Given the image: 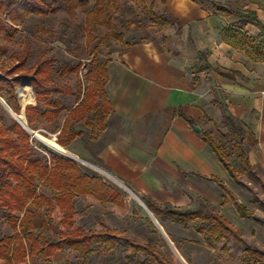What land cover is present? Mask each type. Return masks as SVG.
I'll list each match as a JSON object with an SVG mask.
<instances>
[{
  "label": "crops",
  "instance_id": "0c3cea01",
  "mask_svg": "<svg viewBox=\"0 0 264 264\" xmlns=\"http://www.w3.org/2000/svg\"><path fill=\"white\" fill-rule=\"evenodd\" d=\"M253 6L260 25L237 17V25L224 23V15L192 0H166L182 44L161 49L142 41L110 55L106 94L113 112L83 158L94 156L143 199L224 216L233 203L224 204L222 187L230 176L202 134L224 126L225 109L245 130L250 164L264 173V6ZM240 33L260 49L238 44ZM81 100L64 110L66 117Z\"/></svg>",
  "mask_w": 264,
  "mask_h": 264
},
{
  "label": "rangeland",
  "instance_id": "374dc122",
  "mask_svg": "<svg viewBox=\"0 0 264 264\" xmlns=\"http://www.w3.org/2000/svg\"><path fill=\"white\" fill-rule=\"evenodd\" d=\"M37 2L39 0H31ZM50 6L47 15H31L20 22L18 32L13 39H3L0 53L3 60L8 62L13 54L22 56L26 48L31 50L27 67H32L37 56L47 51L49 56L58 60L54 68V87H69V94H56L53 100L60 101L64 110H69L82 99V86H85V75L90 61L94 58L108 60L110 55L127 45L135 42L149 41L161 49H179L182 44L181 34L174 23L165 21L169 18L168 10L163 8L166 0H145L144 3L136 0H122L109 7L108 18L110 25L94 24L96 40L87 42L86 15L91 11L97 0H89L85 7L72 12L64 2L44 0ZM153 1V3H151ZM207 8L212 0H195ZM231 9H244L250 11L253 5L264 6V0H213ZM163 2V3H162ZM153 4V5H152ZM161 7V10H157ZM224 23L235 24L236 18L228 19L224 16ZM118 35H124L120 41ZM82 64L80 73L61 76L66 66ZM12 66V65H9ZM29 95V96H28ZM17 110L4 100L0 101V111L3 114V123L8 129L15 124L21 126L31 137L32 153L34 158L50 160L51 156L66 159L75 158L83 172L100 176L111 186L115 187L125 199L127 207L122 209L109 203L102 205L92 199L78 197L75 208L79 213L77 226L89 231H101L106 228L120 231L125 237L134 241L145 243L151 241L158 251L166 255L172 264H246L244 257L249 247L264 250V173L255 167L248 170L244 163L242 149L236 146L235 138L224 126H218L211 136L220 145L225 154L229 155V162L236 171V178H227L226 188L235 196L238 203L246 206L255 213V219H243L238 214L236 204L233 202L225 208L226 216L241 232L243 242L234 239H224L220 242L207 245L205 237L192 225L184 229L179 223L168 219L159 221L153 216L143 197L128 185H122L112 175H108L98 165L94 156L81 155L82 149L91 150L92 129L86 126L85 121L74 122L73 129L82 131L78 148L63 147L72 156L50 151L33 132L58 145V134L63 125L67 111L53 121L40 119L36 128L30 127L26 115V107L36 105L35 91L30 82H22L16 89ZM7 106V107H6ZM24 116L25 124L18 118ZM89 121L95 123L93 113L88 114ZM61 146V145H60ZM62 147V146H61ZM75 150V151H73ZM79 153V155L77 154ZM72 157V158H71ZM83 159V160H82ZM86 162V163H85ZM98 167V168H97ZM39 195L48 198L55 197V193L39 183ZM138 197V198H137ZM140 201H139V200ZM7 211L0 206V240L14 232L5 221ZM35 233L49 240H58L57 221H53L47 208L36 211ZM158 223V224H157ZM184 260V261H183ZM158 264L145 254L132 255L124 240H119L115 249H108L101 245H94L90 252L81 254L70 247L49 260L47 264ZM42 264V263H40Z\"/></svg>",
  "mask_w": 264,
  "mask_h": 264
},
{
  "label": "trees",
  "instance_id": "16d2710c",
  "mask_svg": "<svg viewBox=\"0 0 264 264\" xmlns=\"http://www.w3.org/2000/svg\"><path fill=\"white\" fill-rule=\"evenodd\" d=\"M119 1L122 0H97L93 9L87 13L86 32L89 44L96 40L93 25H110L109 7ZM136 1L145 2V0ZM55 2H64L74 12L80 7H85L89 0H55ZM209 3L212 11L216 14H222L228 18H240L243 20V24L249 22L256 25L261 24L254 11H246L242 8L234 10L213 0ZM49 10L50 6L44 0L37 2L0 0V48L3 39L14 38L22 20L31 15H47ZM166 18L165 21L169 23ZM235 36L239 40L238 44H249L256 51L260 49V45L254 44L255 40L246 35L240 33ZM117 37L120 41L124 40V35ZM136 43L139 42L134 44ZM30 56L31 50L26 48L22 56L13 54L6 62L3 60V54L0 53V97L16 111V89L22 82H30L35 91L37 103L26 107V115L30 127L35 129L40 119L53 122L64 111L63 104L53 100V96L69 94L72 89L53 86L54 68L58 63L55 57L49 56L47 51H43L37 56L35 64L32 67H27ZM108 64L109 59L103 61L94 58L90 61L85 75L86 85L81 87L83 99L66 117L58 134L57 141L62 147H69L76 138L84 136L82 131L73 129V122L85 121L86 126L92 129L93 140L97 139L99 131L106 129L107 118L113 112L106 94V85L109 80ZM81 68L82 64L74 67L66 66L62 70L61 76L78 75ZM89 113L94 114L95 123L87 119ZM3 119L2 111H0V206L7 211L5 221L14 235L6 236L0 240V264H47L65 247L85 254L90 252L94 245L115 249L119 240H124L132 255L145 254L158 264H172L151 241L137 242L125 237L120 231L109 228L86 232L78 227L76 222L79 213L75 208V200L78 197L92 199L102 205L111 203L122 209L127 207L125 199L115 187L100 176L83 172L74 160L57 156H51L50 160L34 158L30 135L18 124H15L11 130L8 129L4 125ZM188 121L194 124L192 120L188 119ZM223 124L235 138L236 146L242 149L246 168L254 169L255 167L250 164L247 151L244 149L245 130L242 124L228 114L226 109ZM202 136L229 176L236 178V171L229 162V155L224 153L223 148L210 134L203 133ZM39 183L52 190L55 197L48 198L39 195ZM222 187L228 196L224 200V204L233 201L241 218L255 219V213L238 203L224 184ZM144 201L159 221L163 222L168 219L179 223L184 229H189L192 225L205 237L207 245L213 246L224 239H234L239 242L244 240L241 232L214 210L208 211L203 208L185 210L171 205L161 206L147 197H144ZM44 207L47 208L51 219L57 221L58 240H49L35 233L37 229L36 211ZM244 261L246 264H264V250L247 248Z\"/></svg>",
  "mask_w": 264,
  "mask_h": 264
},
{
  "label": "bare ground",
  "instance_id": "6f19581e",
  "mask_svg": "<svg viewBox=\"0 0 264 264\" xmlns=\"http://www.w3.org/2000/svg\"><path fill=\"white\" fill-rule=\"evenodd\" d=\"M29 96V95H28ZM7 107V106H6ZM18 118L25 124V118L24 116H18ZM27 119V118H26ZM35 134V136L39 137V140L50 150L53 152H57L63 155H68V156H72L70 153H68V151L66 149H64L63 147H61L60 145H58L56 142L52 141V140H48L46 138H44L43 136H40L37 132H33ZM83 160V159H82ZM86 163V162H85ZM98 168V167H97ZM107 173V172H105ZM108 175H110L109 173H107ZM111 176V175H110ZM122 185L123 182L119 181ZM138 198V197H137ZM139 200V199H138ZM140 201V200H139ZM158 224V223H157ZM184 261V260H183ZM184 263L186 264V262L184 261Z\"/></svg>",
  "mask_w": 264,
  "mask_h": 264
},
{
  "label": "water",
  "instance_id": "95a60500",
  "mask_svg": "<svg viewBox=\"0 0 264 264\" xmlns=\"http://www.w3.org/2000/svg\"><path fill=\"white\" fill-rule=\"evenodd\" d=\"M0 101L1 102H4V100L0 97ZM195 129H196V131H198V132H201V128L200 127H195ZM70 157V156H69ZM72 158V157H71ZM72 159H74L75 160V158H72ZM150 211V210H149ZM150 213L153 215V213L150 211ZM154 216V215H153Z\"/></svg>",
  "mask_w": 264,
  "mask_h": 264
},
{
  "label": "built area",
  "instance_id": "2783aa9c",
  "mask_svg": "<svg viewBox=\"0 0 264 264\" xmlns=\"http://www.w3.org/2000/svg\"><path fill=\"white\" fill-rule=\"evenodd\" d=\"M32 133H33V131H32ZM34 134V133H33ZM35 135V134H34Z\"/></svg>",
  "mask_w": 264,
  "mask_h": 264
}]
</instances>
